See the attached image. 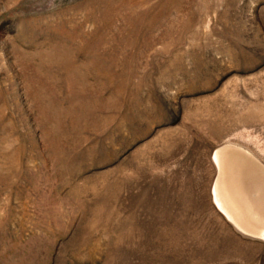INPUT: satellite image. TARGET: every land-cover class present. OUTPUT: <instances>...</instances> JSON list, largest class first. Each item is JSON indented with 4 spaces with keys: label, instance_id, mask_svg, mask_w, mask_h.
<instances>
[{
    "label": "rangeland",
    "instance_id": "374dc122",
    "mask_svg": "<svg viewBox=\"0 0 264 264\" xmlns=\"http://www.w3.org/2000/svg\"><path fill=\"white\" fill-rule=\"evenodd\" d=\"M263 178L264 0H0V264H264Z\"/></svg>",
    "mask_w": 264,
    "mask_h": 264
},
{
    "label": "bare ground",
    "instance_id": "6f19581e",
    "mask_svg": "<svg viewBox=\"0 0 264 264\" xmlns=\"http://www.w3.org/2000/svg\"><path fill=\"white\" fill-rule=\"evenodd\" d=\"M239 158H240V156H239ZM243 158H244V157H243ZM235 159H236V158H235ZM238 160H240V159H238ZM244 160H245V159H244ZM246 160H247V159H246ZM234 161H237V160H234ZM234 161H233V163H235ZM242 162H244V161L242 160ZM233 163H232V164L230 163L231 166H229V167L232 168V166H234ZM245 163H246V162H245ZM242 164H244V163H242ZM236 166H237V164H236ZM240 166H241V165H240ZM229 167H228V169H230ZM234 167H235V166H234ZM234 167H233V168H234ZM232 170H233L234 172H236V171L238 172L240 169L238 168V170L236 169V171H235V168H234V169H232ZM240 171H241V170H240ZM259 173H260V172H259ZM234 174H235V173H234ZM234 174L232 173V175H234ZM237 174H239V172H238ZM239 175H240V174H239ZM225 177H226V176H225ZM231 179L233 180V178H231ZM263 179H264V178H263ZM232 180H230V181H232ZM232 182H233V181H232ZM231 184H232V186L234 185V183H231ZM230 186H231V185H230ZM234 187H235V185H234ZM234 187H230V188L233 189V192L235 191V190H234V189H235ZM216 188H217V187H216ZM241 190H242V189H241ZM255 190H256V189H255ZM257 191H258V190H257ZM241 192H242V191H241ZM254 193H255V192H254ZM234 195H235V197H236V195H237L236 192H235ZM239 195H240V194H239ZM213 197H214V196H213ZM237 197H238V200H239L240 197H239L238 195H237ZM237 197H236V198H237ZM242 198H244V196H243ZM244 200H245V199H244ZM238 202H240V200H239ZM248 202H249V201H248ZM243 203H244V202H243ZM246 203H247V202H246ZM240 204H242V203H240ZM243 205H244V204H243ZM248 205H249V204H248ZM232 206H233V205H232ZM240 206L242 207V205H240ZM245 206H246V204H245ZM245 206H244V207H245ZM246 208H247V207H246ZM219 209H220V208H219ZM243 209H245V208H243ZM247 209H249V208H247ZM248 211H251V210L249 209ZM252 213L256 214V213L253 212V211H252ZM257 214H258V213H257ZM236 223H237V222H236ZM259 227H260V226H259ZM258 229H259V228H258Z\"/></svg>",
    "mask_w": 264,
    "mask_h": 264
}]
</instances>
